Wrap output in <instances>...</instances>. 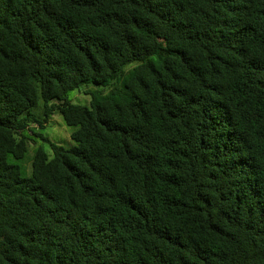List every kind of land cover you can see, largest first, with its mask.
I'll return each instance as SVG.
<instances>
[{
	"label": "trees",
	"instance_id": "obj_1",
	"mask_svg": "<svg viewBox=\"0 0 264 264\" xmlns=\"http://www.w3.org/2000/svg\"><path fill=\"white\" fill-rule=\"evenodd\" d=\"M0 264H264V0H0Z\"/></svg>",
	"mask_w": 264,
	"mask_h": 264
},
{
	"label": "rangeland",
	"instance_id": "obj_2",
	"mask_svg": "<svg viewBox=\"0 0 264 264\" xmlns=\"http://www.w3.org/2000/svg\"><path fill=\"white\" fill-rule=\"evenodd\" d=\"M69 100L78 105H87L90 98L78 92H72L69 96ZM72 128L66 126L62 117L60 115H54L50 121L40 130V133L48 139L50 142L60 145L62 147H68L73 144L71 140ZM37 144L31 143L29 146L28 153L25 158L17 162L22 166L23 175H29L30 173V160L32 159L33 152L36 148V145L45 144L40 139L33 138ZM44 147L46 146L43 145Z\"/></svg>",
	"mask_w": 264,
	"mask_h": 264
}]
</instances>
